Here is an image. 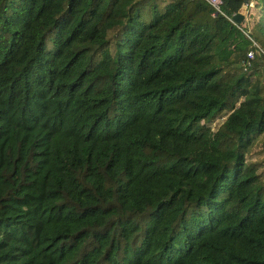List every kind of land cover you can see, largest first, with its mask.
I'll list each match as a JSON object with an SVG mask.
<instances>
[{"label":"trees","instance_id":"obj_1","mask_svg":"<svg viewBox=\"0 0 264 264\" xmlns=\"http://www.w3.org/2000/svg\"><path fill=\"white\" fill-rule=\"evenodd\" d=\"M0 264H264V0H0Z\"/></svg>","mask_w":264,"mask_h":264},{"label":"built area","instance_id":"obj_2","mask_svg":"<svg viewBox=\"0 0 264 264\" xmlns=\"http://www.w3.org/2000/svg\"><path fill=\"white\" fill-rule=\"evenodd\" d=\"M207 3H209L216 11L218 10V4L220 2V0H205ZM228 19L231 21V22H234L236 23V21H234L231 16L228 17ZM245 34L249 37V35L245 32ZM252 44L254 45V48L253 49H249L246 54L248 57H252L253 53L256 51H260L262 52V49L258 47V45L252 40Z\"/></svg>","mask_w":264,"mask_h":264},{"label":"water","instance_id":"obj_3","mask_svg":"<svg viewBox=\"0 0 264 264\" xmlns=\"http://www.w3.org/2000/svg\"><path fill=\"white\" fill-rule=\"evenodd\" d=\"M246 1H247V0H243V4H244V5L246 4ZM243 11H244L243 7H240V8L238 9L237 12H235V13H233V14L231 15V18H232L234 21L239 22V21L242 19V17H243Z\"/></svg>","mask_w":264,"mask_h":264},{"label":"rangeland","instance_id":"obj_4","mask_svg":"<svg viewBox=\"0 0 264 264\" xmlns=\"http://www.w3.org/2000/svg\"><path fill=\"white\" fill-rule=\"evenodd\" d=\"M218 116V115H217ZM219 119L218 118H214L211 122H210V126L211 127H216V125L218 124Z\"/></svg>","mask_w":264,"mask_h":264}]
</instances>
